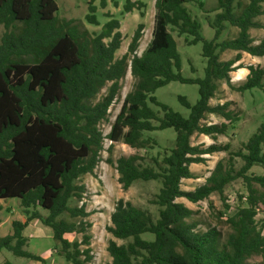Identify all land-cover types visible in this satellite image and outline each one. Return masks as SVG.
<instances>
[{"label": "trees", "instance_id": "1", "mask_svg": "<svg viewBox=\"0 0 264 264\" xmlns=\"http://www.w3.org/2000/svg\"><path fill=\"white\" fill-rule=\"evenodd\" d=\"M187 1L156 0L153 35L147 47L138 54L145 28L140 22L127 51L116 57L123 33L120 20L111 14L99 32L91 33L81 21L60 18L55 0H0V28L4 29L0 34V213L2 200L18 198L27 214L24 221H12L11 233L0 236V252L5 248L44 262V257L25 248L24 230L39 219L52 228L68 261L91 262L92 224L85 220L91 213L84 202L70 204L72 199L82 202L87 192L78 180L95 174L106 139L111 141L106 149L111 155L115 142L150 148L157 141L146 136L147 132L173 128L175 145L153 158V164L144 165L140 153L108 159L116 166L124 190L138 180L161 181L154 199L159 206L156 218L130 201H117L108 226L114 237L107 247L109 264H250L254 255L264 256V233L256 219L264 210V174L249 173L254 166L264 169V121L237 150L231 143L192 142L196 133L217 139L226 134L230 122L239 120L229 107L231 101L210 102L220 82L241 92L264 90V66L238 63L245 52L264 56V36L257 42L251 34L253 28H264L258 19L264 15V0H218V12L208 20L215 31L212 39L204 36L202 23L188 9ZM94 2L89 1L85 19L100 25ZM108 3L100 0L99 5L106 8ZM145 6L141 0H126L124 10ZM227 23L237 27L238 34L219 40ZM172 30L185 35L189 45L202 43L204 76L182 74V57ZM227 50L237 53L222 59L221 53ZM129 67L136 80L134 88L126 94L109 133L104 134L100 124L108 120ZM243 67L249 73L235 86L231 73ZM171 81L199 87L194 104L185 95L178 97L189 109L188 116L155 95ZM108 84L107 93L94 102ZM211 114L228 122H206ZM222 151L227 157L217 161L203 184L193 190L182 187L184 179L195 178L192 164L205 163L206 155ZM236 158L243 161L239 168ZM239 178L248 189L247 205L228 217L231 231L223 237L216 226L198 230L197 223L189 221L194 210L178 199L198 202L218 193L225 201L226 187ZM71 233H81L82 240L71 241L66 237ZM147 233L153 238H145ZM4 264L12 263L5 260Z\"/></svg>", "mask_w": 264, "mask_h": 264}, {"label": "rangeland", "instance_id": "2", "mask_svg": "<svg viewBox=\"0 0 264 264\" xmlns=\"http://www.w3.org/2000/svg\"><path fill=\"white\" fill-rule=\"evenodd\" d=\"M58 4V16L60 18L76 19L82 22L83 27L87 28L91 33H97L101 30L102 25L109 20L108 14L118 18L121 22L120 30L123 33V40L121 48L116 51V57H121L128 49L132 35L140 22L145 24L143 36L140 41L138 54H141L151 41L153 35V28L155 24V1L156 0H141L144 1L146 6L142 9L134 8L131 12H125L124 4L126 0H116L114 4L112 0L106 8L100 7V0H95L98 6L97 16L100 25L90 24L86 21L85 16L88 13V3L90 0H55ZM136 1V0H133ZM186 6L202 23L203 34L207 39L214 37L215 31L212 29L208 20L213 19L218 12V0H188ZM141 11L145 15H141ZM264 22V15L258 17ZM227 27L223 31L219 40L233 38L238 34V28L226 24ZM0 28V34L3 32ZM174 37L178 43V50L182 57V74L185 77H202L204 76V69L206 66V59L202 54L203 45L201 42L189 45L186 41L185 35H179L178 31L172 30ZM251 34L254 38L260 39L264 36V28H253ZM191 39V37H189ZM237 52L234 50H227L221 53L222 59H229L234 57ZM238 63L243 65H261L264 66V56H253L249 53H243V58ZM237 63V64H238ZM195 69V70H194ZM246 68H238L231 73V81L233 85H241L246 80L248 73ZM243 77V80H238ZM135 78L131 74L130 67L128 68L126 76L121 80L122 88L117 96V99L111 105L108 120L100 124L104 134L109 133L111 125L115 120L116 115L119 113L123 100L128 92L133 90L135 85ZM109 84L102 89L94 102L102 98L107 93ZM158 99L175 111L188 116L189 109L186 108L179 100V95H185L189 101L194 104L199 99V87L197 84H185L179 81H171L167 85L160 87L155 92ZM231 101L229 106L235 113L239 115V120L230 122L226 134H220L217 139L210 136L196 133L192 139L193 144L209 145L211 143H231L232 149L237 150L246 142L249 137L257 130L259 125L264 121V90L260 88H253L246 91H238L231 88L225 81L220 82L219 91L212 102ZM157 110L158 107L154 106ZM162 114V112L160 113ZM206 122H228L222 117L216 115H208ZM146 136H151L156 139L157 144L150 148L135 149L123 142H115L113 153L106 150L111 141L106 139L104 141L105 150L101 152V159L95 169V174L83 175L78 182L86 185L87 192L82 202L75 199L70 201V204L81 205L85 203L87 211L91 214L85 220H89L92 224L89 228L91 233V248L93 259L87 264H109L111 256L108 252V245L113 239L112 233L108 230L111 225V213L117 201L121 198L130 201L133 204L142 207L149 211L155 218L159 214V206L154 202V199L161 187L160 180H138L129 189L124 190L119 182V174L116 166L109 162V158L116 160L123 155L131 153H140L144 157L142 163L144 165L153 164V158L158 157L175 145L176 131L173 128L164 130H157L147 132ZM226 151L217 152L214 154L206 155L205 163H194L191 169L195 173V178L184 179L182 187L186 190H193L197 186L203 184L206 177L210 175L215 167L217 161L223 157H227ZM236 167L239 168L243 164L240 158L235 160ZM252 174H264V169L260 166H254L250 172ZM248 189L246 183L242 178L231 182L225 189V201L218 193L211 194L208 198L198 202H192L186 198H179L178 201L184 203L189 208L194 210V214L189 221L197 223L198 230H207L209 227L216 226L221 230L223 237L231 231L227 222L228 217L233 215L237 209L242 205H247L246 196ZM3 210L0 213V236H4L12 232V221H24L27 217L24 209L20 205L18 198H10L2 200ZM229 205L230 208H227ZM43 214L47 212L42 211ZM65 217H68L67 215ZM258 225L263 229L264 233V210L260 211L256 217ZM24 235L27 237L28 242L25 248L35 254L41 255L46 260L44 262L31 260L22 256L15 255L8 249H3L0 252V264H4L5 260H9L12 264H72L68 261L61 250V244L53 237V230L51 227L43 224L39 219H33L27 228L24 230ZM147 239H152L153 236L149 233L143 235ZM66 237L71 241L82 240L81 233L66 234ZM123 243V240H117ZM250 264H264V256L261 254L254 255L249 259Z\"/></svg>", "mask_w": 264, "mask_h": 264}, {"label": "crops", "instance_id": "3", "mask_svg": "<svg viewBox=\"0 0 264 264\" xmlns=\"http://www.w3.org/2000/svg\"><path fill=\"white\" fill-rule=\"evenodd\" d=\"M255 39H256V38H255ZM256 41L258 42L259 39H257ZM243 68H245V67H243ZM246 69H247V68H246ZM248 71H249V70H248ZM248 73H249V72H248ZM248 73H247V75H248ZM247 75H246V76H247ZM246 76H245V77H246ZM238 80H240V81L243 80V77L239 78ZM213 99H215V98H213ZM213 99H211V101H210L212 104H218V103H224V102H225L223 99H218L219 101L213 103V102H212ZM211 115H212V114H211Z\"/></svg>", "mask_w": 264, "mask_h": 264}]
</instances>
